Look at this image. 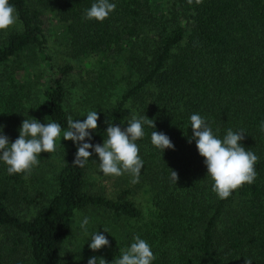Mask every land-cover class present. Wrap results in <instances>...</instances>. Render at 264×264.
Returning a JSON list of instances; mask_svg holds the SVG:
<instances>
[{
  "label": "trees",
  "instance_id": "trees-1",
  "mask_svg": "<svg viewBox=\"0 0 264 264\" xmlns=\"http://www.w3.org/2000/svg\"><path fill=\"white\" fill-rule=\"evenodd\" d=\"M94 2L9 0L18 20L0 31L2 134L14 142L26 118L58 123L62 163L49 191L33 173L52 153L42 152L30 175H10L0 161V264H88L93 256L112 264L135 236L150 245L152 264H264V0H110L116 8L103 22L85 18ZM36 63L43 78L30 71ZM90 111L99 116L85 138L93 145L103 144L109 122L123 129L133 114L154 120L136 141L138 183L108 176L107 193L91 179L94 152L83 168L73 165L67 118L83 121ZM194 113L218 138L243 130L240 143L259 158L255 181L227 199L212 191L204 157L188 142ZM153 130L174 149H156ZM80 211L91 227L68 252ZM96 232L109 245L93 251Z\"/></svg>",
  "mask_w": 264,
  "mask_h": 264
},
{
  "label": "clouds",
  "instance_id": "clouds-1",
  "mask_svg": "<svg viewBox=\"0 0 264 264\" xmlns=\"http://www.w3.org/2000/svg\"><path fill=\"white\" fill-rule=\"evenodd\" d=\"M189 5L195 3L200 5L203 0H187ZM116 8L115 3L110 0H96L89 9L85 11V18L103 22ZM18 16L14 6L9 0H0V31L7 32L17 25ZM99 116L97 111H90L83 121L75 120L70 115L67 118L68 130L63 132L65 140H71L77 145V152L73 160V165L83 168L90 160L93 152L98 155L99 169L105 176L119 177L129 174L131 183L139 182L140 172L143 167V160L139 155V147L136 141L145 135L144 125L155 129L153 119L146 115L137 117L133 114L127 121V127L121 128L119 125L108 123L106 128L107 138L103 144L85 142L92 139L91 131L98 128ZM190 126L192 135L188 142H196L198 153L204 157L207 167V175L213 181L212 191L219 199H227L231 194L244 184H252L256 179L255 164L258 156L245 149L240 143L244 140L243 130L234 132L228 129L223 138L214 135L212 128L205 118L199 114L190 116ZM264 131V121L260 125ZM61 139V125L55 122L46 124L36 119H24L19 128V136L14 142L2 134L0 126V161L7 165L8 174H28L33 168L39 165L38 156L42 152L52 153L56 151V141ZM151 144L161 153L165 149H174L171 139L164 133L152 131ZM92 149L93 151H89ZM178 173L171 170L170 180L177 184ZM89 218L84 217L80 222V228L87 234ZM108 232L107 229H104ZM134 242L123 250L119 258H115L112 264H152L156 259L150 245L139 236H135ZM109 245L107 237L96 232L91 235L89 248L97 251ZM107 264L102 257H90L88 264ZM245 264H252V260L246 258Z\"/></svg>",
  "mask_w": 264,
  "mask_h": 264
},
{
  "label": "rangeland",
  "instance_id": "rangeland-1",
  "mask_svg": "<svg viewBox=\"0 0 264 264\" xmlns=\"http://www.w3.org/2000/svg\"><path fill=\"white\" fill-rule=\"evenodd\" d=\"M30 71L32 74H36L38 76H41V74L43 73V67L36 63L32 66ZM45 72L46 71H44V76H45ZM46 74L48 75V71L46 72ZM34 76L35 75H32V78H34ZM78 107H79V105L76 108H78ZM58 152L59 151H57V145H56V151L52 152V154L48 157V160L43 162V164L38 168L36 173L35 172L33 173V180L35 179V175H36V177H40V180L33 181L34 185H38L39 187H42V189L46 188L49 191H51L49 186L54 184V175H55L59 165L62 163V155L61 154L57 155ZM89 164L91 165L90 171L92 172V174H91L92 175V177H91L92 181H94L96 184L98 182H103V183L109 185V188H107V189L105 188V191L107 193L112 192L114 189L111 188V185L114 184V181H113V179H111V180L107 179L108 176H105L102 173V171L99 169V158H98V155L96 153L93 155ZM101 176H103L104 178H101ZM146 197H147V195H145V193L142 194V192H141L138 194L137 200L140 201L142 203V205H146L147 204V203H145ZM90 212L91 211H89V216H90V221H91ZM77 213L78 214L75 216V220H74V223L72 226L71 234L67 240L66 251H68V252L70 249H74V247L76 245H78L80 243L81 239L86 235L84 233V231L80 228V222L83 220L84 216L81 215V211L77 212ZM92 218H93V216H92ZM90 221H89V224L87 226V230L90 229V227H91Z\"/></svg>",
  "mask_w": 264,
  "mask_h": 264
}]
</instances>
